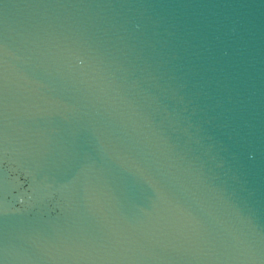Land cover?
I'll return each instance as SVG.
<instances>
[{
  "label": "water",
  "instance_id": "1",
  "mask_svg": "<svg viewBox=\"0 0 264 264\" xmlns=\"http://www.w3.org/2000/svg\"><path fill=\"white\" fill-rule=\"evenodd\" d=\"M0 264H264V0H0Z\"/></svg>",
  "mask_w": 264,
  "mask_h": 264
}]
</instances>
